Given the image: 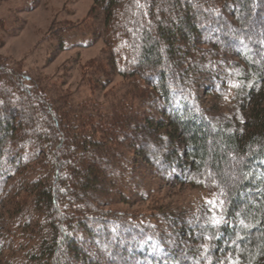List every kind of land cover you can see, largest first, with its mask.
<instances>
[{
  "label": "trees",
  "instance_id": "1",
  "mask_svg": "<svg viewBox=\"0 0 264 264\" xmlns=\"http://www.w3.org/2000/svg\"><path fill=\"white\" fill-rule=\"evenodd\" d=\"M94 6V26L54 25L47 63L102 37L86 81L124 80L104 101L0 52V264H264V0ZM149 173L212 197L122 209L149 196Z\"/></svg>",
  "mask_w": 264,
  "mask_h": 264
},
{
  "label": "rangeland",
  "instance_id": "2",
  "mask_svg": "<svg viewBox=\"0 0 264 264\" xmlns=\"http://www.w3.org/2000/svg\"><path fill=\"white\" fill-rule=\"evenodd\" d=\"M31 1L0 0V16H9L8 18H10L14 14V17H19L23 21L17 33H3L0 28V36L3 40L0 52L15 60H23L26 67L38 70L43 74L50 85H65L64 88L69 90L75 100L94 96V98L104 101L108 96L110 97V94L117 93L124 84L123 78L119 75L111 77L109 85L101 91L92 90L86 81L88 77L85 76V73L88 63L95 61L105 47L102 37L93 40L88 46H72L59 51L47 63L53 46L55 48L56 44L51 40L53 33H49L54 29V25L70 23L81 30L84 27L100 23L101 12H93L89 16L95 7V0H38L33 10L31 5L30 8L29 6H26L25 9L22 8ZM16 9L17 12H14ZM75 37L83 39L78 33L75 34ZM87 41L85 39L84 42ZM233 96L234 92L231 88L225 103H223L225 108L231 103ZM205 99L207 104L214 101L216 103V99L210 96H205ZM145 182L149 196L141 201L121 204L122 209L146 216L156 214L154 211L161 206L176 210L182 208L196 210L201 203L212 197L198 187L183 182L162 181L152 173L146 176Z\"/></svg>",
  "mask_w": 264,
  "mask_h": 264
}]
</instances>
